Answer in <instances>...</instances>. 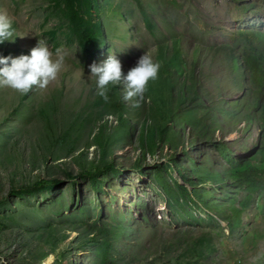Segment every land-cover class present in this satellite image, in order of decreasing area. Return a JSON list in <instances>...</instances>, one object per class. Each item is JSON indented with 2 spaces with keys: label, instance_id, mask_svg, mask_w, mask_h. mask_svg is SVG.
<instances>
[{
  "label": "rangeland",
  "instance_id": "obj_1",
  "mask_svg": "<svg viewBox=\"0 0 264 264\" xmlns=\"http://www.w3.org/2000/svg\"><path fill=\"white\" fill-rule=\"evenodd\" d=\"M85 5L0 0L15 35L0 42V54L26 53L38 38L64 53L44 88L0 86V264H264V174L256 173L263 184L254 192L226 175L261 149L259 135L254 124L244 129L239 99L248 90L217 50L264 51V0H90L91 14ZM74 13L100 27L97 43L80 45ZM176 38L180 77L201 47L199 92L216 120L206 137L192 131L198 108L177 111L172 146L158 139L161 110L149 81L127 99L121 83L112 84L122 104L112 109L98 98L87 66L112 52L124 72L145 49L156 60L158 42L171 46ZM223 100L230 112L218 109ZM150 132L158 144L147 149ZM220 139L229 152L215 145ZM252 162L255 168L259 160ZM210 189L220 204L248 198L234 229L204 197Z\"/></svg>",
  "mask_w": 264,
  "mask_h": 264
},
{
  "label": "trees",
  "instance_id": "obj_2",
  "mask_svg": "<svg viewBox=\"0 0 264 264\" xmlns=\"http://www.w3.org/2000/svg\"><path fill=\"white\" fill-rule=\"evenodd\" d=\"M86 4L85 12L91 14L90 11V0H78ZM138 4H141V0H136ZM71 18L75 20L74 22V34L77 36L80 45L85 48L88 45L97 43L100 40L101 30L98 25L93 27L87 24L88 18L83 15H78L74 13ZM147 25L152 29V23L146 18ZM247 38V37H246ZM156 60L159 61L158 74L155 79L149 80V88L147 91L152 99L155 101L156 106L161 110L158 112V128L160 130L158 139L162 140L168 138L169 144L176 146L177 137L169 133V129L175 133L172 129V117L177 115V111L181 109H190L191 107H196L200 110V114L196 119L192 120V131L195 134H200L202 136L211 137L207 135L208 124L212 120H216L213 114L210 113L212 110L209 103L202 97L199 92L198 80L201 77L199 73H203L204 63L200 62L198 50L200 46H196L194 49V55L189 61L190 68L187 70L183 76H179L176 71L175 66L179 63H183L182 60V50L179 44V39H174L171 46L161 44L158 42ZM217 50L221 51L225 55V62L229 69L235 72L238 83L241 86H246L247 92L240 97L239 103L243 105V113L246 115V120L249 121L248 125L244 127L245 130L250 127L256 128L258 133V143L261 149L250 155L249 152L245 154L243 159H240V164L235 168H229L226 175L229 177L232 183L240 187H248L252 192H254L260 184L263 182L259 179L256 173L261 172L264 174V51L258 49L257 46L250 45L245 50L238 52L237 49H233L230 45H219ZM200 67V69H198ZM243 79H245L243 81ZM238 84V85H239ZM240 86V85H239ZM118 87L116 85L109 84L108 86V99L101 100L105 103V107L112 109H121L122 104L117 92ZM218 109L222 111L228 110L225 100L217 103ZM219 109V110H220ZM255 122L253 123V120ZM220 125V124H219ZM218 124H215L217 128ZM220 128V127H219ZM149 140V144L144 142V146L152 147L157 145L155 134L150 132L146 134ZM215 145L222 151L229 152L230 144L224 139L216 140ZM186 151V150H185ZM257 158L259 160L258 164L250 165L252 158ZM204 164H206L208 159H206ZM253 163V162H252ZM97 170L98 166H94L93 170ZM91 172V170H89ZM222 176V173L218 174ZM226 176V177H227ZM186 189L185 187H182ZM192 194V198H194ZM205 198L211 197L217 204V212L222 215L223 219L228 222L229 229H234L240 224V213L242 210L247 208L248 198L241 202L240 205L230 203L220 204L216 194L212 189L205 191ZM210 208V206L206 207ZM211 209V208H210Z\"/></svg>",
  "mask_w": 264,
  "mask_h": 264
},
{
  "label": "clouds",
  "instance_id": "obj_3",
  "mask_svg": "<svg viewBox=\"0 0 264 264\" xmlns=\"http://www.w3.org/2000/svg\"><path fill=\"white\" fill-rule=\"evenodd\" d=\"M14 36L10 17L5 12H0V42L13 39ZM63 59V51L58 47L53 54L42 38H38L26 53L0 54V86L19 91H27L33 86L44 88L57 76ZM87 67L89 78L94 77L97 95L107 100L109 84L119 82L123 88L122 95L127 99L140 96L145 91L147 82L157 77L159 61L153 59L145 49L124 72L121 60L112 52L101 61H92Z\"/></svg>",
  "mask_w": 264,
  "mask_h": 264
}]
</instances>
